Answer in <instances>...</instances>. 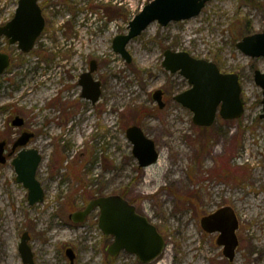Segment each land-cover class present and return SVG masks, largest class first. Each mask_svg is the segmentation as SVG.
Listing matches in <instances>:
<instances>
[{
  "label": "rangeland",
  "instance_id": "rangeland-1",
  "mask_svg": "<svg viewBox=\"0 0 264 264\" xmlns=\"http://www.w3.org/2000/svg\"><path fill=\"white\" fill-rule=\"evenodd\" d=\"M151 0H42L46 28L23 53L0 37L10 66L0 76V142L11 148L22 133L43 160L37 177L45 201L31 206L12 159L0 163V264H24L19 252L28 231L35 264H140L122 252L111 260L113 238L99 227V210L81 224L69 216L92 199L125 194L166 241L150 264H264V119L254 71L264 58L239 50L243 37L264 30V0H211L201 14L163 27L155 22L127 46L128 63L113 50L116 36ZM18 0H0V25ZM70 16V17H69ZM186 51L236 73L245 113L202 128L175 100L188 80L163 66L167 50ZM96 61L101 97H83L81 76ZM164 92V108L153 93ZM22 127L12 125L17 117ZM140 126L154 140L158 160L144 168L127 137ZM28 131V132H30ZM161 160V163L159 162ZM224 206L238 217L239 246L230 261L201 219Z\"/></svg>",
  "mask_w": 264,
  "mask_h": 264
},
{
  "label": "water",
  "instance_id": "water-1",
  "mask_svg": "<svg viewBox=\"0 0 264 264\" xmlns=\"http://www.w3.org/2000/svg\"><path fill=\"white\" fill-rule=\"evenodd\" d=\"M211 0H153L130 21L127 34H121L113 40V50L120 54L128 63L132 62L128 44L140 36L147 28L158 22L166 27L171 22H182L201 14L206 4ZM39 0H19V6L12 20L0 26V37H5L10 45L29 53L43 33L46 20L38 4ZM245 55L251 58H264V30L247 35L237 44ZM163 66L171 73H180L188 80L190 88L177 96L175 100L193 113V121L200 127L212 126L216 119L236 120L245 113L242 100L240 77L236 73H223L213 61L193 57L186 51L164 53ZM10 65V56L0 52V75ZM97 68V62H91V70L81 76L83 97L96 103L101 97V83L93 78L92 73ZM254 81L262 90L264 119V72L254 71ZM164 92L161 89L153 93V98L162 109L165 106ZM24 119L17 116L12 125L21 127ZM34 134L24 132L14 142L12 152L5 154L7 143L0 142V163H6L8 156L17 150L12 164L16 171V180L28 190V201L34 206L45 201V190L37 178L43 156L36 148L30 147ZM127 137L133 143V153L144 168L158 160L159 153L153 139L149 138L140 126H131ZM99 210V227L105 236L113 238L108 247L112 258L122 252L136 256L143 264L155 261L164 251L166 241L157 227L150 220L137 212L134 204L120 194L101 196L91 200L85 209L71 214L75 223H83L95 210ZM201 226L207 233H218L217 244L223 246L226 258L233 261L239 246L237 229L239 220L231 206H224L204 216ZM31 235L28 231L21 236L19 252L24 264H35L34 253L30 246ZM70 264H74L76 253L72 248L66 249Z\"/></svg>",
  "mask_w": 264,
  "mask_h": 264
},
{
  "label": "flooded vegetation",
  "instance_id": "flooded-vegetation-1",
  "mask_svg": "<svg viewBox=\"0 0 264 264\" xmlns=\"http://www.w3.org/2000/svg\"><path fill=\"white\" fill-rule=\"evenodd\" d=\"M38 4H39V6H40V8H41V10H42V13H43V16H44V11H45V8H44V4L42 3V0H39V2H38ZM18 6H19V0H18V3H17V5H16V7H15V13H14V15H13V17L12 18H10L7 22H9L10 20H12L13 18H14V16H15V14H16V11H17V9H18ZM6 22V23H7ZM6 23H4V24H1V25H5ZM46 28V27H45ZM44 31H45V29H44ZM44 31H43V33H44ZM43 33H42V35H43ZM41 35V36H42ZM39 40V39H38ZM38 40H37V42H38ZM7 43H8V40H7ZM8 45H10L9 43H8ZM13 45H16L17 46V49H19L18 48V45L17 44H13ZM10 46H12V45H10ZM11 63V62H10ZM90 66H91V63H90ZM97 68H98V65H97ZM97 68H96V70H97ZM96 72V71H95ZM95 72H94V74H95ZM26 131H30V130H26ZM30 132H32V131H30ZM35 134V133H34ZM34 137H35V135H34ZM13 144H14V142H13ZM12 144V145H13ZM9 146V145H8ZM8 146H6V154L8 155L9 153H11L12 152V146H11V148H9ZM17 152H18V150L15 152V153H13L11 156H8V159L7 160H10V159H13L15 156H16V154H17ZM86 207V206H85ZM84 207V208H85ZM84 208H81V209H77V210H75L74 212H76V211H80V210H83ZM74 212H72V213H74ZM71 213V214H72ZM71 214H70V216H69V218H70V220H72L71 219ZM137 259V258H136ZM138 260V259H137ZM140 264H142L140 261H138Z\"/></svg>",
  "mask_w": 264,
  "mask_h": 264
},
{
  "label": "trees",
  "instance_id": "trees-1",
  "mask_svg": "<svg viewBox=\"0 0 264 264\" xmlns=\"http://www.w3.org/2000/svg\"><path fill=\"white\" fill-rule=\"evenodd\" d=\"M264 9V8H263ZM123 197H125V194L124 193H122L121 194ZM126 198V197H125ZM110 258V257H109ZM111 260H114L115 258H110Z\"/></svg>",
  "mask_w": 264,
  "mask_h": 264
},
{
  "label": "bare ground",
  "instance_id": "bare-ground-1",
  "mask_svg": "<svg viewBox=\"0 0 264 264\" xmlns=\"http://www.w3.org/2000/svg\"><path fill=\"white\" fill-rule=\"evenodd\" d=\"M159 162L161 163V160Z\"/></svg>",
  "mask_w": 264,
  "mask_h": 264
}]
</instances>
